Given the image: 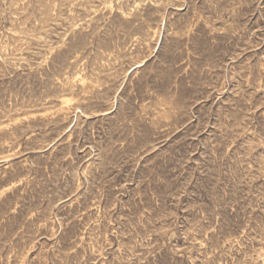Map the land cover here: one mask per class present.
I'll return each instance as SVG.
<instances>
[{
  "label": "rangeland",
  "instance_id": "374dc122",
  "mask_svg": "<svg viewBox=\"0 0 264 264\" xmlns=\"http://www.w3.org/2000/svg\"><path fill=\"white\" fill-rule=\"evenodd\" d=\"M0 264H264V0H0Z\"/></svg>",
  "mask_w": 264,
  "mask_h": 264
}]
</instances>
